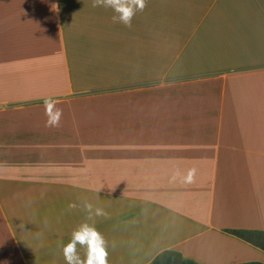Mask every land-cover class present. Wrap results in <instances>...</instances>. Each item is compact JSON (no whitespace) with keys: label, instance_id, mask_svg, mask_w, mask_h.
<instances>
[{"label":"crops","instance_id":"obj_1","mask_svg":"<svg viewBox=\"0 0 264 264\" xmlns=\"http://www.w3.org/2000/svg\"><path fill=\"white\" fill-rule=\"evenodd\" d=\"M92 4L0 0V264H66L85 201L109 264L264 263V0Z\"/></svg>","mask_w":264,"mask_h":264},{"label":"clouds","instance_id":"obj_2","mask_svg":"<svg viewBox=\"0 0 264 264\" xmlns=\"http://www.w3.org/2000/svg\"><path fill=\"white\" fill-rule=\"evenodd\" d=\"M92 7L110 9L113 13V23L131 28L137 12H143L147 7V0H93ZM42 99L48 117L46 126L58 127L63 115L62 110L55 107L58 100L54 97ZM75 207V204L69 205V208ZM83 209L87 213L85 222L72 231L68 243L60 245L64 260L66 264H109L108 241L94 223L87 222L92 221L94 217L107 218L108 214L101 208L94 209L87 201L83 202ZM79 249L84 250L83 256L80 255Z\"/></svg>","mask_w":264,"mask_h":264},{"label":"trees","instance_id":"obj_3","mask_svg":"<svg viewBox=\"0 0 264 264\" xmlns=\"http://www.w3.org/2000/svg\"><path fill=\"white\" fill-rule=\"evenodd\" d=\"M235 235L245 241L264 250V233L252 231H235ZM151 264H196L194 261L184 259L175 251H165L155 258ZM242 264H264L260 262H248Z\"/></svg>","mask_w":264,"mask_h":264},{"label":"rangeland","instance_id":"obj_4","mask_svg":"<svg viewBox=\"0 0 264 264\" xmlns=\"http://www.w3.org/2000/svg\"><path fill=\"white\" fill-rule=\"evenodd\" d=\"M168 21L169 22H171L170 20H167V21H164L165 23H168ZM168 24H170V23H168ZM165 26H168V25H165ZM186 41H184V42H182V41H180V43H185Z\"/></svg>","mask_w":264,"mask_h":264}]
</instances>
